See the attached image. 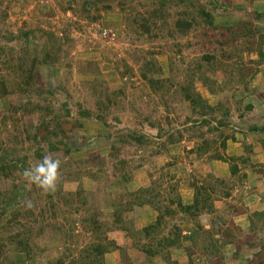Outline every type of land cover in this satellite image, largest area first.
I'll return each mask as SVG.
<instances>
[{
  "label": "rangeland",
  "instance_id": "1",
  "mask_svg": "<svg viewBox=\"0 0 264 264\" xmlns=\"http://www.w3.org/2000/svg\"><path fill=\"white\" fill-rule=\"evenodd\" d=\"M86 1L90 0H0V57L15 59L19 55L35 54L40 58V50L43 51L44 47L50 46L48 50L50 55H55L53 57L55 59L37 66L42 79L41 83H43L42 89L43 91L48 89V92H51L47 106L51 107L52 114L56 121L61 123L65 134L72 136L68 154L63 152L62 146H59L55 152L59 160L66 164L59 167L53 189L56 193L58 192L59 198L54 199V207H50L55 210L56 217L52 218L50 214H46V218L39 216L41 207L46 203L43 194L45 191L37 188L41 191L39 192L36 187H32L35 192L28 201L31 202L32 214L29 215L28 211V214L24 213L29 208L27 202L26 209H19L12 228L3 229L0 226V235H8L23 230L22 225H24L32 235V239H39L38 252L45 253L49 259L55 258L63 251L66 252L65 245L74 249L73 256H75L81 247L91 240L88 234L84 233L81 223L77 222L78 218L87 214V210L84 209L85 206L82 208L83 206L80 205V201L75 196L76 191L81 188L89 191L98 188L104 193V195L101 194L103 197L106 196L105 194L113 197L120 191L121 186L115 184L114 176L108 174V166L98 167L93 164L91 156L95 151L99 153V158L104 160L108 159L111 151L109 145L102 143L99 147L91 145V141L97 137L110 136L108 142L112 143L121 158L127 162L124 165L125 169H132L133 178L125 184L129 191L148 187L151 175L152 179L166 175L161 181L163 189H160L161 195L157 199L163 205L167 204L162 198L165 194L164 190L175 184L173 180L167 179L168 173H175V179H177L175 191L183 197L184 201L190 202H192L193 191L187 183L182 181L184 177L189 179L194 175L198 179L207 173H213L216 177L228 176L227 164L222 162L207 165L204 161H200L194 169L185 161L178 162L172 167L167 166L168 161L174 160L173 157H179V159L184 157V149L191 148L193 141L188 142L185 139L176 146H169L167 152L152 154L164 139L155 137L158 127L172 132L189 125L185 122V117L189 113L187 102L178 99L179 95L174 91H176L175 87L186 78L189 68H193L197 62L202 63L201 58L204 56L215 55L219 62L225 61L220 56L224 52L232 58L235 57V61L230 62L229 67L232 72H226L230 83L222 85L223 90L220 94L209 95L200 82L196 84V89L209 103L215 104L219 98L228 100L231 124L225 131L228 135L233 130L236 142L234 141L231 146L233 141H228V150L225 152L221 150L220 153L225 155L243 153L241 141L244 139L246 143L254 146L251 159L257 163H264V151H261L258 143V139L263 134L246 137L241 134V131H247L249 126L260 127L264 123V43L261 46L263 58L259 54L245 53L241 49L242 46L235 48L230 44H220L222 40L220 33L223 30L220 32L222 28H218L221 25L234 28L232 26L249 21L254 12L263 13L264 0H219L220 6L214 12L216 16L212 26L203 22L199 13L192 7L179 5L172 13L174 15L185 13L181 18L189 22L195 19V22L186 35L173 32L172 36L164 34L167 28L174 25L171 18H168V26L164 27L163 31H160L161 19L157 18V29H154L156 27L151 29V35L147 33L141 35L143 31L140 27L141 16H148L149 10L157 8V0H98L89 8V13H85L82 6ZM207 1L197 0L196 5L201 7L202 3L207 4ZM256 25L262 29V32H255L259 43L264 37V15L256 20ZM155 33L157 36L152 37ZM51 37H55V42H61V44L52 42ZM242 41L240 38L233 44L239 45ZM58 45L59 48H57ZM3 51L4 53H1ZM149 61L155 64L153 78L170 79L171 84H166L167 93H169L165 104L167 109L141 77L144 73V64ZM203 64L205 66L203 71L207 74L211 70H208L206 63ZM200 74L201 72H196L195 76ZM222 74L218 73L214 79L223 81ZM106 96H109L110 102L107 101ZM35 100L38 101V98ZM96 100L101 102L98 112L104 115V123L92 117L78 116V105L82 104L83 108L97 110ZM249 104L253 106L252 110L245 109ZM2 111L3 107L0 106V114ZM148 121L156 123L157 126L150 127L147 124ZM4 127L6 131L2 130L0 125V140L10 144L9 138L16 134V130L13 129L11 120L7 121ZM14 127L22 130L24 125L21 127L20 123ZM126 130L141 131L149 136L147 140L149 143L140 148L127 143ZM182 133L184 138L187 137V132ZM39 145L43 146V144ZM29 146L26 142L21 150V153L27 156L26 164L22 167L24 169L34 167L45 155H49V152L43 150V156H37L33 147ZM245 172L248 176L252 175L249 170ZM68 173L74 178L65 180V175ZM107 174L109 178H106ZM18 176L17 181L20 184L18 195L21 199L25 191L30 188L31 182L24 177L23 173L19 172ZM246 187L251 192L244 198V204H248V213L259 209L260 206L263 208L264 179ZM36 195H39V198H36ZM251 200L253 202L249 204ZM92 202L90 200L88 205L98 206L95 197L92 198ZM214 204L217 209L222 207L221 200L215 201ZM14 208L13 203L8 206L6 216H0V225L5 223ZM139 208L136 207L125 215L134 220L135 230L141 229L156 215L151 208H146L148 209L146 211L143 210L144 208ZM76 209L78 213H75ZM109 209V207H103L100 212L104 214ZM247 216L248 214L236 217V223L245 228ZM202 219L204 222L207 221V217ZM204 227L208 228L207 222ZM40 228L41 232H39ZM263 232L264 230L261 229L256 230L255 242L259 243L262 240ZM108 239L114 240L115 244L114 248L104 255L103 264H123V251L128 254L129 264L140 263V259L134 255L130 242L123 232L109 233ZM230 250L231 248H225L224 255L228 256ZM193 259L195 264L204 262L199 255H195ZM46 260L42 257L39 263L46 264ZM180 261L186 263L187 259L182 257ZM152 264L165 263L161 257H157ZM227 264L232 263L228 261Z\"/></svg>",
  "mask_w": 264,
  "mask_h": 264
},
{
  "label": "trees",
  "instance_id": "2",
  "mask_svg": "<svg viewBox=\"0 0 264 264\" xmlns=\"http://www.w3.org/2000/svg\"><path fill=\"white\" fill-rule=\"evenodd\" d=\"M96 1L98 0L84 2L82 10L89 13V8L95 5ZM157 1V8L149 10L148 16H141L140 27L143 30L141 35L146 33L151 35V29L157 26L159 18L162 27H160V31L168 26V18L174 22L173 27L166 29L165 35L172 36L173 32L178 35H186L192 29L195 19L189 22L181 18L182 14L185 13H178L177 15L172 13L174 8H178L182 4L195 9V12L199 13L200 19L212 26L216 16L214 12L220 6L219 0H208L207 4L202 3L201 7L196 5L197 0ZM222 6L225 7L226 5ZM263 15L264 12H254L249 21L232 26L234 28L227 25H217L219 29L222 28L220 32L223 30L220 33L222 39L220 44H230L235 48L242 46L241 49L245 53L259 54L263 58L261 46L264 43V37L262 42L258 43L255 34V32H262L261 27L256 25V20ZM154 29L156 30L157 27ZM23 34L27 35V33ZM156 36L155 33L152 37ZM149 38L151 39L150 36ZM240 38L243 41L239 45H234L233 43ZM51 41L55 42V37H51ZM55 43L61 44V42ZM48 48L44 47L43 51L40 50V58L35 54L19 55L15 59L13 57L6 59L0 57V106L3 107L0 114V125L2 130L6 131L4 124L11 120L13 129L16 130V134L9 138L10 144L0 140V216L5 217L8 206L12 203L15 205L11 212L12 215L10 214L5 223L0 225L3 229L12 228L16 222L14 219L19 213V209H26L25 205L32 198V193L35 192L32 187L39 188L36 184L31 183L30 188L25 191L21 199L19 198L18 173L24 172L25 169L22 167L25 166L27 158L26 154L21 153L23 144L29 143V147H33L37 156H43L42 152L45 150L52 154L53 158L59 159L58 155L55 154L59 146H62L64 153L70 152L69 141L72 136L65 134L61 123H58L52 114L51 107L47 106L51 92H48V89L43 91L42 79L37 68L38 64L43 65L55 59L53 58L55 55H50ZM177 52H179L178 49ZM220 56L225 61L219 62L215 55L201 58L203 62H197L193 68H189L186 78L175 87L176 91L174 92L179 95L178 99L187 102L189 113L185 117V122L189 125L172 132L158 127L155 137L164 139L152 154L167 152L169 146H176L185 139L188 142L193 141L191 148L184 149V157L180 159L173 157L174 160L168 161L167 166L172 167L178 162L185 161L194 169L196 163L202 160L206 162L215 160L227 164L228 176L216 177L213 173H207L198 179L194 175L189 179L184 177L182 181L193 190L192 202L185 204L182 202L180 194L175 191L177 188L175 173H168L167 179L173 180L175 184L164 190L163 193L165 194L162 195V198L167 204L163 205L157 199L161 195L160 189H163L161 181L166 175L152 179V175L149 174L151 176H149L150 184L148 187L129 191L125 184L133 178L132 169H125L124 165L127 162L121 158L112 143L108 142L110 136L97 137L91 141V145L96 147H99L101 143L109 145L111 151L106 160L99 158V153L95 151L91 156L92 161H94L93 164L98 165V167L108 166L109 176H114L115 184H119L121 187L120 191L116 192L113 197L108 194L103 197L104 193L98 188L92 191L81 188L75 192L80 205L83 206L82 208L85 206L84 209L87 210V214L78 218L77 222L81 223L84 233L88 234L91 240L83 245L75 256H73L74 249L65 245L64 250H67L66 252L63 251L55 258L49 259L45 253L38 252L39 239H32L30 232L22 225L23 230L8 235H0V264H40L39 261L42 257L47 259L46 264H103L104 255L114 248V240L108 239L109 233L112 232L124 233L130 242V248L134 255L140 259L138 264H152L157 257H161L165 264H195L193 259L195 255H199L200 259L204 260L201 264H227L228 261L232 264L242 262H244L242 264H264V236L259 243L255 242L254 239L257 229L264 230V206L248 213V204H244V198L251 193L246 189L248 188L246 186H252L255 181L264 179V163H257L251 159L254 146L251 143H246L244 139L241 141L243 153L238 155L220 153L221 150L225 152L228 141H235V132L232 130L227 135L225 131L231 124L229 121L231 110L227 104L228 100L219 98L215 104H211L196 89L197 82H200L201 86L206 88L207 93L214 96L221 93L223 84L230 83L226 72H232L229 67L230 62L235 61V57L232 58L225 52ZM203 63H206L208 70H211H207V74L203 71L205 67ZM144 67V73L141 74V77L166 108L165 104L169 94L166 84L170 83V79L153 78L155 64H152L151 61L145 63ZM196 72H201L200 76H195ZM218 73H223L221 78L223 81L214 79ZM36 98L38 101L35 100ZM106 98L108 102L111 101L109 96ZM100 104V100H96L95 107L97 110L83 108L82 104L78 105V116L81 118L92 117V119L95 118V120L104 123V115L98 112ZM252 108L253 106L249 104L245 109L252 110ZM148 122L150 127L157 126L154 122ZM20 123L21 127L24 125L22 130L14 127ZM140 125L142 124L140 123ZM105 126H107L106 123ZM243 131H241L243 137L263 134L258 139V143L261 151H264V123L260 127L249 126L247 131ZM182 132H187V137L184 138ZM148 137L141 131L126 130L125 139L127 143L137 145L139 148L149 143ZM39 144H43V146ZM62 164L65 163L61 162L60 166ZM245 170H249L252 175L248 176ZM108 174L106 178H109ZM68 178L73 179L74 177L68 173L65 175V180ZM104 185L108 186L106 183ZM39 192L41 191L39 190ZM43 194L46 203L41 207L39 216L46 218V214H50L52 218H55V210L51 208L54 207L53 200L59 199L58 192L56 193L52 189ZM93 197L97 200L99 207L88 205L90 200L92 202ZM36 198H39V195H36ZM218 200L222 201L220 209H217L214 204ZM252 202L253 200L249 204ZM103 207L110 209L103 214L100 212ZM136 207L151 208L156 212L153 219L139 230L134 229V220L130 216L129 218L125 216ZM27 211L30 212L31 208H27L24 213L28 214ZM75 213H78V209L75 210ZM246 214H248L247 226L243 228L236 223L235 219ZM203 217H207V221L204 222ZM73 221L76 222V220ZM206 222L208 223L207 229L204 227ZM41 231L40 228L39 232ZM225 248H231L228 256L224 255ZM123 254V264H129L128 254H125V251ZM182 257H186V263L180 261Z\"/></svg>",
  "mask_w": 264,
  "mask_h": 264
},
{
  "label": "clouds",
  "instance_id": "3",
  "mask_svg": "<svg viewBox=\"0 0 264 264\" xmlns=\"http://www.w3.org/2000/svg\"><path fill=\"white\" fill-rule=\"evenodd\" d=\"M60 164L61 161L51 154L45 155L34 167L25 169L23 175L41 190L51 191L55 187ZM28 206L31 207V202H28Z\"/></svg>",
  "mask_w": 264,
  "mask_h": 264
},
{
  "label": "crops",
  "instance_id": "4",
  "mask_svg": "<svg viewBox=\"0 0 264 264\" xmlns=\"http://www.w3.org/2000/svg\"><path fill=\"white\" fill-rule=\"evenodd\" d=\"M182 142H183V141H182ZM182 142H181V143H182ZM233 144H234V141L232 142L231 146H233ZM227 147H228V145H227ZM226 150H228V148H226ZM230 154H232V153H230ZM230 154H228V155H230ZM202 161H203V160H202ZM204 162H205L207 165L210 164V163H211V164L221 163V161H215V160H214V161H210V162H206V161H204ZM222 163H224V162H222ZM196 165H197V163H196ZM222 165H223V164H222ZM227 169H228V166H227ZM190 189H191V188H190ZM183 190H184V189H183ZM191 190H192V189H191ZM184 191H185V190H184ZM192 191H193V190H192ZM186 192H187V191H186ZM181 200H182L183 203H185V204H190V203H191V202L188 201V200H185V201H186V202H185V201L183 200V197H181ZM143 208H144V209H143L144 211L148 210V209H146V207H143ZM139 209H141V208H139ZM240 221H241V220H240ZM244 221H245V220H244Z\"/></svg>",
  "mask_w": 264,
  "mask_h": 264
}]
</instances>
